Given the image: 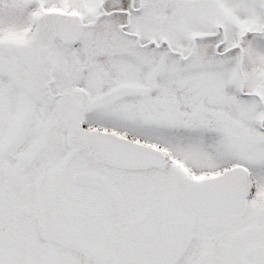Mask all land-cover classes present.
I'll list each match as a JSON object with an SVG mask.
<instances>
[{
    "label": "snow or ice",
    "instance_id": "obj_1",
    "mask_svg": "<svg viewBox=\"0 0 264 264\" xmlns=\"http://www.w3.org/2000/svg\"><path fill=\"white\" fill-rule=\"evenodd\" d=\"M0 264H264V0H0Z\"/></svg>",
    "mask_w": 264,
    "mask_h": 264
}]
</instances>
